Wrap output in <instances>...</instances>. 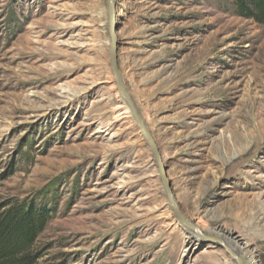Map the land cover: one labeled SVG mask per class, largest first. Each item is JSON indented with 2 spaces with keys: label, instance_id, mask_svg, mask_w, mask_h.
Returning a JSON list of instances; mask_svg holds the SVG:
<instances>
[{
  "label": "rangeland",
  "instance_id": "374dc122",
  "mask_svg": "<svg viewBox=\"0 0 264 264\" xmlns=\"http://www.w3.org/2000/svg\"><path fill=\"white\" fill-rule=\"evenodd\" d=\"M115 2L182 212L264 264V26L234 0ZM110 53L107 0H0V205L50 209L38 264H238L176 216Z\"/></svg>",
  "mask_w": 264,
  "mask_h": 264
},
{
  "label": "trees",
  "instance_id": "16d2710c",
  "mask_svg": "<svg viewBox=\"0 0 264 264\" xmlns=\"http://www.w3.org/2000/svg\"><path fill=\"white\" fill-rule=\"evenodd\" d=\"M236 11L264 26V0H234ZM51 217L47 207L34 202L9 201L0 205V264H38L35 249Z\"/></svg>",
  "mask_w": 264,
  "mask_h": 264
},
{
  "label": "water",
  "instance_id": "95a60500",
  "mask_svg": "<svg viewBox=\"0 0 264 264\" xmlns=\"http://www.w3.org/2000/svg\"><path fill=\"white\" fill-rule=\"evenodd\" d=\"M107 5H108V15H109V34H110V49H111L110 65L116 79L117 88L118 91L121 93V95L124 97V100L126 104L129 106L135 121L138 123L142 131V134L144 135L146 141L151 147L153 155L156 159V163L159 169L162 183L164 185V189L175 210L176 216L179 218L180 221L184 222L188 227L195 229L197 231V235L202 239L220 244L223 248H225V250L234 258V260L238 264H250V262L247 261L245 258L237 256L236 253L230 248V246L223 243V241L219 237L204 233L195 223L190 221L182 212V209L174 196L172 183L171 180L169 179L167 173V166L164 163L160 148L156 140L154 139L152 133L150 132L148 126L146 125L143 117L138 111L125 85L122 72L120 70L118 63L119 40L117 33L118 28H117V19H116V2L115 0H107Z\"/></svg>",
  "mask_w": 264,
  "mask_h": 264
},
{
  "label": "bare ground",
  "instance_id": "6f19581e",
  "mask_svg": "<svg viewBox=\"0 0 264 264\" xmlns=\"http://www.w3.org/2000/svg\"><path fill=\"white\" fill-rule=\"evenodd\" d=\"M124 107V106H123ZM127 109V108H126ZM199 222V221H198ZM184 229L189 231L191 234H195L197 235V231L193 228H190V227H187V226H184ZM198 236V235H197ZM227 244L230 246V248L236 253L237 256H240V257H243V258H247L246 255L244 253H242L240 251V249L236 246V244L230 242V241H227ZM250 264H255L253 261H250Z\"/></svg>",
  "mask_w": 264,
  "mask_h": 264
}]
</instances>
